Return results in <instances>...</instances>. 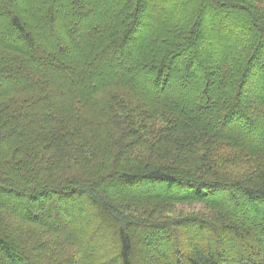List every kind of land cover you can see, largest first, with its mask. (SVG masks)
<instances>
[{
  "label": "trees",
  "instance_id": "1",
  "mask_svg": "<svg viewBox=\"0 0 264 264\" xmlns=\"http://www.w3.org/2000/svg\"><path fill=\"white\" fill-rule=\"evenodd\" d=\"M0 264H264V0H0Z\"/></svg>",
  "mask_w": 264,
  "mask_h": 264
},
{
  "label": "rangeland",
  "instance_id": "2",
  "mask_svg": "<svg viewBox=\"0 0 264 264\" xmlns=\"http://www.w3.org/2000/svg\"><path fill=\"white\" fill-rule=\"evenodd\" d=\"M139 42V41H138ZM137 42V43H138ZM134 53V52H133ZM246 88H247V85H246ZM256 90H261V88L259 87H256ZM248 92L250 93H253L254 91H251V89H246V93L248 94ZM201 205H196V204H192V205H177V209L178 210H174L173 212H171L170 214L172 215H178V214H183V213H187V212H190L191 210H199L201 209Z\"/></svg>",
  "mask_w": 264,
  "mask_h": 264
}]
</instances>
